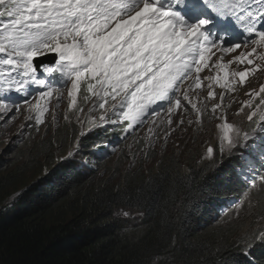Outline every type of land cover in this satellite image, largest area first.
<instances>
[{
    "label": "trees",
    "instance_id": "trees-1",
    "mask_svg": "<svg viewBox=\"0 0 264 264\" xmlns=\"http://www.w3.org/2000/svg\"><path fill=\"white\" fill-rule=\"evenodd\" d=\"M113 129L81 134L60 125L25 149L9 146L0 167L15 152L24 167L0 172V264H264V242L252 239L264 227V188L237 172L238 154L198 162L196 147L184 168L173 151L146 170L152 150L134 166L125 154L103 153L120 144L112 138L123 132ZM76 139L72 159L80 171L60 166ZM36 169L45 173L7 192L21 171Z\"/></svg>",
    "mask_w": 264,
    "mask_h": 264
},
{
    "label": "snow or ice",
    "instance_id": "snow-or-ice-1",
    "mask_svg": "<svg viewBox=\"0 0 264 264\" xmlns=\"http://www.w3.org/2000/svg\"><path fill=\"white\" fill-rule=\"evenodd\" d=\"M217 20L223 27L218 24L220 34L214 35L210 26ZM232 25L242 27L247 36L233 38ZM239 40L252 47L229 64L249 67L230 73L229 64L214 62L215 68L224 69L223 78L217 75L215 83L227 90L234 89L237 82L250 83L249 76L264 63V0H0V93H4L0 121L14 120L22 101L34 113L23 127L34 124L38 130L49 111L47 100L53 97V88L59 92L47 77L59 73L62 83L71 84L70 108L76 107L82 85L96 98L93 108L105 114L98 117V123H90L101 127L125 122L123 130L130 133L147 122L152 125L148 132L153 134L159 123L167 137L178 109L190 106L198 118L207 109V104L197 107L189 92L213 79L200 74L209 67L215 50L235 52L241 49ZM48 54H55L52 65L36 63ZM185 82L187 91L182 92ZM32 85L37 86L43 102L34 107L28 99L35 96ZM207 88V98L214 100L213 84L208 83ZM12 92L20 94V101L7 99ZM246 95L250 98L241 101L236 114H244L249 122L258 117L264 127V85ZM251 97H258L259 103ZM220 101L213 103L211 113L217 114L222 107L223 94ZM219 118L224 121L218 125L221 153L225 141L231 151L241 139H249V133L227 122L225 115ZM206 151L212 156L214 149ZM72 157L70 152L60 166L81 167ZM248 166V162L243 165ZM258 183L264 188V175ZM251 187H257L254 178ZM252 239L264 242V227Z\"/></svg>",
    "mask_w": 264,
    "mask_h": 264
},
{
    "label": "rangeland",
    "instance_id": "rangeland-1",
    "mask_svg": "<svg viewBox=\"0 0 264 264\" xmlns=\"http://www.w3.org/2000/svg\"><path fill=\"white\" fill-rule=\"evenodd\" d=\"M251 47L252 46H250L249 50L251 49ZM53 61L54 59L44 64L52 65ZM236 67L237 70H244L246 68V65L237 64ZM261 78V74L255 72L253 80L250 81V83H248L245 87H234V89H232V94L229 92H223L224 101L222 107L218 109L217 114L211 113L210 109L212 108L213 103H221V91H225V89L220 86V89L218 91L213 87L212 90L217 93V96L214 100H212L207 98L208 88L204 90L202 86L200 89H198L197 92H194L189 95L190 99H192L194 103L198 101L197 107H201V105L207 104V109L204 110L201 117L198 118L195 112L192 111L188 115L184 116L183 120L185 122L183 124H180L179 120H177L179 118L177 112V114L173 116V119L177 120L174 126V131L172 134H168L167 137H165L164 139L161 138L163 135L162 130L155 129V134L149 133L148 128L151 127V124L147 122L143 125L137 126L134 130L136 131L135 133H126L123 130V136H121V138L124 137L123 139L125 143H123L117 151L114 150V155L118 156L120 154H125L127 165L134 166L138 163L140 158L144 157L149 150H152V152H156L157 155L155 154L156 157L152 158L148 162H145V169L148 170L160 161L161 157L159 156L165 153H171L173 151L175 157L178 158L183 168L185 167L187 153L189 151H194L196 147L201 148V153L197 157L198 162H203L207 159L216 162V160L222 158L224 154L234 153L242 144H244L248 140L241 139L240 142L231 151L228 150L225 141V149L223 153H221L219 151V143L220 138L222 136V132L218 128V125L224 121L219 118V115H225L227 118V122L233 123L239 126L243 131L248 132L249 138L255 136L259 131L261 121L258 117H256L254 118L255 122H249L244 114H236L240 107L241 101L250 98L246 94L238 95L237 93L248 92L251 89L259 90V85H264V79L260 80ZM59 79L61 82L57 84V86L59 87V92L56 91V88L53 89V97L48 98L47 103L49 111L45 114L44 123L38 126V130H34V128L36 127L34 124L27 128L23 127L26 124L28 118L34 113L28 110L29 105H24L23 102L18 99L19 93L12 92L8 94V100L20 101V111L16 114V118L14 120H10L8 123H3L2 121H0V157L2 156L1 158H3L5 154L6 156L8 155L5 152L9 148V146L18 147V145H20L22 147V144L30 143L33 138L43 139L49 134L57 131L60 125H69L72 127L80 126L81 132L84 133L88 130V128H93L96 126L95 124L90 123V121H96L98 123V117L100 115L105 114L100 109L93 108V105L96 103V98L91 97V95L86 92L85 85L81 86V89L77 94L76 107L70 108L69 105L71 101L68 96V91L71 88V84L70 82L66 84L62 83L60 76ZM36 87V85L31 86L30 91L35 93V96H30L28 98L30 101V105H32L33 107L37 102L43 103L39 101L38 91ZM1 94L4 95V93ZM251 98L254 100L255 103H259L258 97ZM107 107L108 105H106V108ZM245 111L247 112L248 109H245ZM108 118L116 119V117L111 115H109ZM189 120H191L192 123H188ZM105 125H109V123L103 124V126ZM125 127L126 124L124 125V128ZM50 130L52 131L49 132ZM31 146H33V144H31L29 147ZM75 147L76 146L68 148L69 153L71 152L74 154ZM208 147H213L214 149L212 156H209L207 154L206 149ZM25 148V146L22 147V149ZM106 150L112 151V148H107L105 149V151ZM68 154L66 155V157L68 156ZM17 155L18 154L15 152V160L13 161V163L10 164L9 162L5 164V167H0V172H9L11 170L16 171L17 169L24 167L22 165L23 162L21 161L23 159H17ZM78 169L81 170L82 168L78 167ZM38 171L37 169L30 170L28 172L21 171V173L18 175V178H20L19 181L15 182V184L11 188H9L7 192H9V194H14L15 192H18V190L23 188V186L31 183L32 181L36 180L41 174L45 173V171H42V173L38 176ZM237 172L241 173L244 176L245 168L237 170ZM101 176H105V171L101 172ZM232 212L233 215L228 216L226 222L234 220L235 217L240 214L239 209L234 210ZM124 213H127V215L125 216H129L132 214V211L124 210L123 214ZM223 214L224 211L219 212L220 218ZM217 222L218 221H216L215 223Z\"/></svg>",
    "mask_w": 264,
    "mask_h": 264
},
{
    "label": "clouds",
    "instance_id": "clouds-1",
    "mask_svg": "<svg viewBox=\"0 0 264 264\" xmlns=\"http://www.w3.org/2000/svg\"><path fill=\"white\" fill-rule=\"evenodd\" d=\"M216 29H217V26L215 27ZM245 48V46H241V49H237L235 52H229V53H222V52H220L218 49L217 50H215V55H213L212 56V60L211 61H209V67L208 68H206L205 70H203L202 71V73L200 74L202 77H205V78H207V77H212V78H214V77H216L218 74H219V72L221 71V69L222 68H219V69H217V68H215L214 67V62H219V63H221V64H226L227 62H229V61H232L233 59H234V57L236 56V55H239L241 52L240 51H242V49H244ZM247 48V47H246ZM54 57H55V54H48L47 56H41V57H39V58H37V60H36V63H38V64H44V63H46V62H48V61H52L53 59H54ZM247 67H249L248 65H246V68ZM237 69V68H236ZM233 71H237V70H235V68H232V69H230L229 70V72L231 73V72H233ZM238 71H242V70H238ZM255 72H258V73H260L261 74V76H262V78L260 79V80H263L264 79V63H262L261 65H260V68H259V70H257V71H254L253 72V74L251 75V76H249V80L250 81H252L253 80V78H254V76H255ZM52 83H54V84H57V83H55V80L56 79H59V73H56L54 76H52V77H47ZM223 78V77H222ZM232 79H234L233 77H231L230 76V80H232ZM264 82V81H263ZM187 83L188 82H185V85H187ZM204 83H212L213 84V87H214V89H216V90H218L219 91V89H220V85L219 84H216L215 83V81H213V82H209L208 80H205L204 81ZM203 83V84H204ZM203 84H202V86H203ZM248 83H245V84H243V85H241V84H239V82H237L236 83V85H235V87H238V86H243V87H245L246 85H247ZM262 84V83H261ZM259 87H260V85H259ZM258 87V88H259ZM258 90V89H257ZM183 91H187V90H182V92ZM223 92H228L226 89H225V91H221V93L224 95V93ZM249 92V91H248ZM229 93H231L232 94V90H230L229 91ZM247 92H244V93H242V92H240V93H237L238 95H244V94H246ZM196 104H197V106H198V101L196 102ZM193 110H191V108H190V106H187V105H185L184 106V108H183V111H181V110H177V112H178V116H179V118L177 119V120H181V119H183L184 118V116L185 115H188L189 113H191ZM165 117H161V119H164ZM172 120H173V124H172V126H171V128L169 129V135L170 134H172L173 133V131H174V126H175V123H176V121L177 120H174L173 119V117H172ZM122 123H124V124H122ZM122 123H120V124H109V125H112L113 127H117V128H120L121 127V131H123V129H124V125L126 124L125 122H122ZM152 126V125H151ZM80 127V126H79ZM102 127V126H101ZM97 128H99V127H97V126H95V127H93V128H88V130L87 131H90V130H93V129H97ZM155 129H159V130H162L163 131V135H162V139H164L165 138V127L164 126H160L159 125V123H157L156 125H155ZM81 134H82V132H81ZM121 136H123V133L120 135V137ZM124 138V137H123ZM124 140V139H123ZM260 141H261V138H260ZM76 143H77V139H76V141H75V143H74V146H76ZM122 142L119 144V145H117V146H114V147H106L105 149H107V148H112V151L111 150H106V151H103V153L106 155V154H108V153H110V152H112V155H111V157L114 155V150H118L121 146H122ZM75 149H76V147H75ZM244 155V160L246 161L247 160V156H248V160H249V162H248V164H249V166L248 167H243V168H241V169H244L245 168V173L247 174L251 169H254L255 167H259L260 165H261V163H264V148H262V144H260V145H254V146H252V148H251V153H249V152H247L246 154L244 153L243 154ZM222 160L224 159V158H221ZM222 160H219V162H221ZM218 162V163H219ZM243 165H244V163H243ZM240 170V169H239ZM260 171L261 172H259L260 174H257V178H256V181H257V184H259L258 183V181H259V176L260 175H264V168H262V167H260ZM244 173V174H245ZM233 201H235V200H233Z\"/></svg>",
    "mask_w": 264,
    "mask_h": 264
},
{
    "label": "bare ground",
    "instance_id": "bare-ground-1",
    "mask_svg": "<svg viewBox=\"0 0 264 264\" xmlns=\"http://www.w3.org/2000/svg\"><path fill=\"white\" fill-rule=\"evenodd\" d=\"M220 26H222L223 27V25L221 24ZM221 27V28H222ZM215 31V33H213L214 35H219V34H217V32H219V30L218 29H214ZM55 86H57V84H55ZM37 88V87H36ZM56 87H54L53 89H55ZM203 88H204V90L205 89H207V83H205L204 85H203ZM182 90H187V85H185V88L184 89H182ZM198 91V89H192L190 92H189V95H191L192 93H194V92H197ZM1 94V93H0ZM62 102V101H61ZM84 104V103H83ZM93 104V103H92ZM88 105V104H87ZM89 106V105H88ZM86 109V108H85ZM82 111V110H81ZM87 111V110H86ZM77 114V113H76ZM87 114V113H86ZM86 118V117H85ZM105 127H108V125H105ZM142 127V126H141ZM55 131V130H54ZM121 131V127L120 128H118L117 130H115V129H113V130H111V134L112 135H117L119 132ZM136 131H131V133H135ZM64 133V132H63ZM130 138V137H129ZM121 139V141L119 142V143H121L122 141H123V138H121V137H119V138H112V140L114 141V142H117V141H119ZM126 139V138H125ZM134 139V138H133ZM136 141V140H135ZM129 142V141H128ZM123 143V142H122ZM124 143H125V141H124ZM138 143V142H137ZM116 146V145H115ZM125 146V145H124ZM142 146V145H141ZM107 147H111V146H107ZM121 150V149H120ZM122 152V151H121ZM95 155H96V153H95ZM100 156V155H99ZM117 156V155H116ZM247 162H249V160H248V156H247ZM260 167H261V165L259 166V168L258 169H255L254 171H252V178H254L257 174H260L259 172H261L260 171ZM246 168V167H245ZM59 171V170H58ZM66 171V170H65ZM77 171H80L79 169H77ZM249 180V179H248Z\"/></svg>",
    "mask_w": 264,
    "mask_h": 264
}]
</instances>
